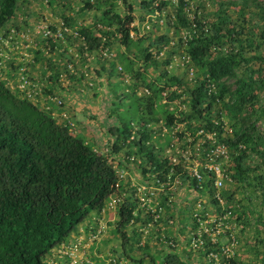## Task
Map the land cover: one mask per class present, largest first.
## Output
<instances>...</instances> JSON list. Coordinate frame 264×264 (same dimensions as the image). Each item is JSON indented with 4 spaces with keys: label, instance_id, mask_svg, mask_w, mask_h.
Returning a JSON list of instances; mask_svg holds the SVG:
<instances>
[{
    "label": "rangeland",
    "instance_id": "374dc122",
    "mask_svg": "<svg viewBox=\"0 0 264 264\" xmlns=\"http://www.w3.org/2000/svg\"><path fill=\"white\" fill-rule=\"evenodd\" d=\"M100 1L111 2L122 16L127 13V4L132 3L134 21L130 25V48L121 44V35L114 26L102 24L103 7L84 9V0H18L17 13L0 29V77L14 71L9 63L3 65L9 60L8 52L12 48L20 49L21 58L29 60L21 59V64L29 62L33 71L42 73L38 80L42 95L62 101L58 105L56 99L50 98L49 105L38 106L53 112L59 124L72 122L78 129L77 136L106 154L112 164L130 171V177L139 173V184L154 179L156 169L136 153L137 146L121 150L122 163L114 159L112 156L120 155L111 153L115 138H110L108 130L118 124L121 116L130 122L133 135L147 128L150 143L146 148L152 150L158 162L166 161L163 165L166 172L170 168L172 172L174 187L164 188L160 196L173 195L174 198L169 203L162 199L160 204L164 205V211L152 220L145 213L146 209L138 205L134 185H121L122 201L133 203L140 214L136 213L139 220L148 215V233L141 230L143 225L132 227L133 223L128 222L118 226L120 205H108L110 197L116 194L113 192L100 210L90 212L65 241L43 257L44 264H140V261L150 264V255L159 264V258L168 250L186 245L189 237L184 235L196 227L193 212L198 198L202 199L200 205L206 218L231 210L221 224L226 232L220 236V241L226 243L228 233H232L236 245L224 264H264V10L258 5L263 0H184L180 15L186 20L185 25L177 17L179 0H167L161 7L157 6L160 0H145L152 2L150 7L144 5V0ZM38 24H45L52 31L60 30L61 35L52 39L53 46L37 31ZM82 26H91L95 35L101 34L99 29L107 31L108 36L101 35L105 46L95 51L84 49L85 44L78 34ZM24 27L28 29L23 30ZM228 30H242L244 40L229 41ZM207 34L222 37L210 43L205 58L211 60L228 51L241 56L231 75L212 80L192 62L189 54L192 38ZM24 36L30 39L28 43L22 41ZM23 73L28 75L26 71ZM172 77L178 78L179 83ZM28 78L35 81L33 77ZM239 78L248 82L254 97L239 109L229 108L227 104L232 100ZM201 79L206 80L208 97L198 116L190 106V91ZM3 80L7 81L6 77ZM147 83L157 92L151 91ZM220 90L224 93L219 97ZM15 91L18 92L16 85ZM114 91L116 95H151L154 120L140 121L139 107L126 109L125 97L115 99ZM114 102H120V109L117 107V112L111 114ZM228 106L234 105L229 103ZM62 110L68 113L67 118L61 115ZM167 114L173 116L172 123L166 122ZM249 124L255 127L246 137L249 139L237 147L227 143V156L214 158L224 172L222 187L213 190L210 183L203 182V190L196 188L192 168H201L210 160L207 152L215 142L222 137L235 138L245 132ZM253 144L256 150L252 149ZM242 150L246 156L238 171L234 158L243 153ZM130 156L140 162L131 160ZM130 177L127 178L133 182ZM215 192L221 196L217 208L212 198ZM136 214H133L135 218ZM161 237L172 239L176 246H168L159 239ZM185 258L189 259L188 254Z\"/></svg>",
    "mask_w": 264,
    "mask_h": 264
},
{
    "label": "trees",
    "instance_id": "16d2710c",
    "mask_svg": "<svg viewBox=\"0 0 264 264\" xmlns=\"http://www.w3.org/2000/svg\"><path fill=\"white\" fill-rule=\"evenodd\" d=\"M178 2L177 17L185 25L186 20L180 15V5L185 1ZM17 3L18 0H0V29L15 14ZM143 3L149 7L152 4L145 0ZM166 4L167 0H160L157 6ZM258 5L264 10V0ZM83 7L97 10L103 7L102 24L114 26L115 31L121 35V44L127 49L131 47L130 25L134 21L132 3L127 4L124 16L115 10L111 2L84 0ZM93 30L91 26L78 28L79 37L85 44L83 47L88 51L102 49L105 42L101 35H109L102 29H99L101 34L95 35ZM241 31L228 30L227 39L243 41ZM221 37L220 34H207L192 38L190 44L192 62L201 67L212 80L222 75H231L234 64L241 57L239 53L228 51L211 60L205 58L209 53L210 43ZM47 41L53 46L51 38ZM136 79L135 77L134 80ZM172 80L179 83L176 77H172ZM146 85L151 88L150 84ZM206 86V80L201 79L190 91V106L198 116L201 115V105L208 97ZM152 90L157 92L155 87ZM114 93L115 99L125 97L126 109L139 107L140 121L145 123L154 120L151 95L141 97L134 93ZM223 93L220 90L219 97ZM253 97L248 82L239 78L236 80L232 100L228 102L234 106L227 104V107L239 109ZM119 103H113L115 106L111 109V114L117 112ZM165 120L172 123L173 116L167 114ZM68 127V124H59L49 109L40 108L31 99L13 91L0 77V264H44L43 257L55 245L65 241L90 212L100 210L115 190L118 175L109 157L94 149L81 136L71 134ZM253 129V124H249L245 127L247 132H241L233 139L222 137L219 141L237 147L239 143L249 139L246 137ZM108 132L115 138L111 146L112 155L123 148L137 146L136 153L145 157L154 169H161L166 163L158 162L152 150L146 148L150 143L147 128L133 135L130 122L121 116L118 124L110 127ZM255 145H252L253 150H256ZM245 156L243 151L234 158L236 170L240 171L241 161ZM194 181L196 183L195 179ZM118 208V226H124L132 218L135 219L133 221L138 219L133 216L132 202L124 201ZM193 255L199 257L200 254L194 252ZM159 260V264L189 263L188 258L171 250ZM149 261L150 264H157L151 255Z\"/></svg>",
    "mask_w": 264,
    "mask_h": 264
},
{
    "label": "built area",
    "instance_id": "2783aa9c",
    "mask_svg": "<svg viewBox=\"0 0 264 264\" xmlns=\"http://www.w3.org/2000/svg\"><path fill=\"white\" fill-rule=\"evenodd\" d=\"M37 28V31L39 33H42V35L46 37V39L57 38L61 35L60 30L52 31L45 24H38ZM28 77V75L20 73L16 88L18 89L19 93L32 100L34 99V92L37 90V84L34 80ZM52 99H56L58 105L62 104V101L60 99L55 97H52ZM64 113L65 112H62V115H64ZM68 122L69 132L73 135H76L78 133V129L74 127V124L72 122ZM227 151L228 149L225 142H215L207 152V156L210 160L201 165V168H192L191 173L196 180L198 189L202 188L203 182H206L208 184L210 183L213 190H218L222 187L224 172L214 161V158H225L227 156ZM130 159H136V161L140 162V159H138L137 157L135 158L134 156H130ZM124 171V169L116 170V173L118 175V180L114 190L116 194L111 196L108 202V205L112 207H116L117 205H120L122 202H124L121 199L122 193L120 192L119 194V188L124 184L123 180L126 179ZM171 174V168L166 172L165 168L162 167L161 169H156L153 172V176L155 175V178H151L149 183L131 184L135 187V194L139 201L138 205H141L146 209L145 213L151 216L152 220H156L155 218L161 216L164 211V205L160 204V201L163 199L165 203H169L172 202V199L174 198L173 195L163 197L160 196V192L161 190H164V188L165 190L173 189L174 184L171 180ZM147 175H149V173H147ZM212 198L216 200L215 208L219 207L220 204L218 202L221 201L220 194L218 192H215ZM201 200L202 199L198 198L196 208L193 212V219H195L196 227L191 228L188 231L189 238L186 242V248L192 253L198 252L200 255L202 254L201 260H203V262L201 264H222L221 262H223L224 264V259L232 255L233 249L236 245V238L232 233H228L226 243H221L220 241V236L226 232L225 229L221 227V224L224 221L223 219L227 218L228 215H230L231 210H222L220 212L221 214H215L213 218H206L207 214L202 213L203 209L200 205ZM133 220L134 219L132 218L130 220V223H134ZM148 225L149 223L147 221L145 229H142L145 233H148ZM159 239H162L163 242L168 246H176V243L172 239L167 240L162 237Z\"/></svg>",
    "mask_w": 264,
    "mask_h": 264
},
{
    "label": "crops",
    "instance_id": "0c3cea01",
    "mask_svg": "<svg viewBox=\"0 0 264 264\" xmlns=\"http://www.w3.org/2000/svg\"><path fill=\"white\" fill-rule=\"evenodd\" d=\"M15 13H17V8L15 9ZM12 21V20H11ZM7 25H8V23H7ZM26 27H28V26H26ZM26 27H24L23 28V30H25V29H28V28H26ZM22 30V29H21ZM27 41V43L30 41V39L29 38H27V37H23L22 38V41ZM29 40V41H28ZM24 41V42H25ZM13 49V50H12ZM8 53H9V55H10V57H9V60H7V61H5V63H3V65H7L8 63L10 64V66L13 68V72H12V70H11V73H10V75H6V76H4V77H6V79H7V81H6V83L9 85V87L13 90V91H15V85L17 86V84H18V79H16L17 78V72L19 71V70H21V72L20 73H23V71H26V73H28V75L30 76V77H33V79H35V82H36V84H37V90L34 92V99H32V101L33 102H35L36 104H48L49 105V103H51V101H50V98L52 99V97H48L49 95H42V93H41V87L39 86V82H38V80H39V78L40 77H42L41 75H42V73L40 72L39 74L36 72V71H33L32 70V67L30 66V65H28L29 64V62H28V64H26V65H24V64H21L22 62V60L23 61H29L28 59L26 60V58H21V55H20V53L22 52L20 49L19 50H15L14 48H12ZM24 50V49H23ZM7 52H5L4 53V55L6 54ZM5 57H7L6 55H5ZM16 61H15V60ZM22 59V60H21ZM14 65H16V66H14ZM27 69H28V71H27ZM6 72V71H5ZM13 73V74H12ZM16 75V76H15ZM4 77L2 76L1 78L2 79H4ZM16 77V78H15ZM69 109V108H68ZM58 111V110H57ZM64 110H62V111H60V112H63ZM68 111V110H67ZM59 112V113H60ZM53 113V112H52ZM74 113H76V112H74ZM62 115V114H61ZM65 118H67L68 117V113L66 112V113H64V115H63ZM110 135V138H112L113 136L111 135V134H109ZM118 154L120 155L119 157H116V156H113L114 157V159H116L118 162H121L122 163V152L121 151H119L118 152ZM112 166L114 167V169L115 170H117V169H124V168H122V167H118L116 164H112ZM125 170V169H124ZM125 172V177H126V179L125 180H123L124 181V184H126V183H131V184H135V183H138V174L139 173H137V174H135V177L134 178H132V177H130L131 176V172L130 171H127V170H125L124 171ZM127 177H130V178H132V179H134V181L133 182H135V183H133L132 181H129V179L127 178ZM137 213V209H135V207H134V214H136ZM138 214V213H137ZM137 214H136V216H137ZM138 215H140V214H138ZM137 220L133 223V226L132 227H134V226H144V229H145V226H146V223H147V221H148V215H146V218H144V219H141V220H139L140 218L137 216ZM142 230V229H141ZM143 231V230H142ZM189 231V230H188ZM188 231H187V233L184 235L185 237L186 236H188ZM143 233H144V231H143ZM175 249V248H174ZM168 251H170V250H168ZM171 251H175L176 253H178L180 256H182L183 257V255H184V257L183 258H185V256H186V254H188V257H189V262L190 263H195L196 261H198V262H196L195 264H197V263H199V261L201 260V258H199V257H197L196 255L194 256L193 254L191 255L190 253H189V250L186 248V245L184 246V247H182V246H180L178 249H176V250H171ZM191 255V256H190ZM192 258V259H191Z\"/></svg>",
    "mask_w": 264,
    "mask_h": 264
}]
</instances>
